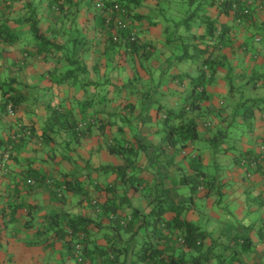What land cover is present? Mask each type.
<instances>
[{
    "label": "crops",
    "instance_id": "1",
    "mask_svg": "<svg viewBox=\"0 0 264 264\" xmlns=\"http://www.w3.org/2000/svg\"><path fill=\"white\" fill-rule=\"evenodd\" d=\"M87 17H81V22ZM251 30L253 28L247 25L239 39L242 42L250 40ZM163 31L162 25L160 28L151 26L147 36L154 40L161 39ZM18 36L16 44L0 43V85L9 86L6 82L8 78H17L13 86H27L24 88L29 95L27 103L18 109L17 115L24 116V120L21 123L11 121L14 126L11 131L25 124L34 127L35 132L32 130L31 135L26 136L28 142L24 144L19 159L11 162L8 173L3 170L5 164L0 166V264H52L55 253L62 260V255L67 252L62 243H58L55 250H45L40 239L36 240L37 231L47 225L45 215L49 212L76 214L85 210L84 205L78 204L79 197L72 192L67 194L64 202L59 203L51 201L48 186L28 187L22 176L26 165L22 163L29 160L33 169L46 174L54 182L74 178L92 185V180L95 185L116 184L122 193L127 194L129 186H124L122 191V182L117 174L102 169L105 165L121 163L120 157L108 149V144L116 138L134 142L137 156L129 173L134 172L136 175L133 178L139 176L141 180L138 181V191L132 188L128 192L126 213L130 212L131 207H139L143 213L149 214L155 204L165 207L188 205L181 212V218L198 225L206 235L205 247L211 248L204 256L203 264H264V160L255 167L250 165L264 142V80L260 79L257 87L252 82L248 83L252 75L264 74L262 55L253 56L245 50H238L232 56L233 74L236 77L230 81L223 71L208 87L211 99L202 104L200 111L202 121L199 131L202 138L188 141L186 146H173L167 139L173 127L163 124L159 106L178 110L189 100L184 90L191 89L192 84L191 79H187L186 87L182 90L174 80L164 83L161 72L167 66L170 53L164 50L161 42L156 52L145 60V66L153 74L149 75L139 67L140 81L158 86L151 88L148 98H144L141 93L129 89L140 87L141 82L137 80L128 84V90L125 89L123 93H117L110 86H102L92 92L70 86L68 82L63 87L53 86V81L41 74L35 55L25 54L20 62L23 66L21 70L18 65L21 49L26 41L31 40V36L24 29L18 32ZM259 46L261 44L255 42L253 49L257 51ZM103 51L104 45L96 41L90 51L92 60L88 61L89 69L99 64ZM239 56L242 60H239ZM250 56L255 59L251 60ZM178 62L175 61V64ZM130 71L125 74L132 77L133 72ZM174 73H188L191 77L198 75L194 67H177ZM94 75L95 72H92L89 82L98 80ZM125 83L119 81L120 85ZM2 94L0 89V101ZM159 94L165 97L160 98ZM90 99L92 103L87 106L85 103ZM134 101L136 106L131 108L129 103ZM59 103L64 106L61 111L63 119L69 117L71 121L78 120L79 127L83 129L92 123L90 134L73 137L70 131L56 124V133L52 131L53 138H50V143H45L42 136L45 123L51 110ZM218 107H221V113ZM235 127L238 132H233ZM234 133L239 135L234 137ZM231 138L236 140L238 146L230 144ZM65 150L70 153L66 154L63 152ZM196 159L210 175L217 176V181L210 195L205 193L203 185L194 195V201H191L190 186L179 181L183 175L197 172L194 169L196 163L192 162ZM86 174L91 180L84 179ZM91 191H95L94 187ZM15 199L29 205L35 204L37 210L32 211L37 213L36 218L27 215L24 212L27 210L10 216L9 205ZM205 200L207 205H211L208 202L211 200L218 208L212 210L209 206L205 207ZM178 212L177 209L168 210L164 217L172 219ZM145 229L148 232L146 239L151 238L149 228ZM98 240L105 243L102 238ZM140 243L134 238L131 240L134 247ZM133 257L134 253H131L128 264H131ZM68 264L75 262L68 260Z\"/></svg>",
    "mask_w": 264,
    "mask_h": 264
},
{
    "label": "trees",
    "instance_id": "2",
    "mask_svg": "<svg viewBox=\"0 0 264 264\" xmlns=\"http://www.w3.org/2000/svg\"><path fill=\"white\" fill-rule=\"evenodd\" d=\"M104 3L105 9L101 11L96 7V0H0V43L16 44L18 32L28 30L31 40L26 41V48L21 49L18 60L21 70L23 66L20 62L25 54H32L40 64L41 74L53 81V86L63 87L68 82L70 86L88 92L110 86L117 93H123L125 89L128 90V84L141 80L139 67L149 75L153 74L145 66V60L156 52L161 42L164 50L170 53L167 66L161 72L164 83L174 80L182 90L186 87L187 79H191L192 84L191 89L184 90L189 100L178 110L159 106L163 124L173 127L167 136L173 146H186L188 141L202 138L199 131L202 121L200 111L202 104L211 99L208 87L223 71L230 81L236 77L233 74L232 56L238 50L264 57V0H168L165 8L160 7L161 0H104ZM90 15L91 18H88ZM83 16L87 18L81 22ZM119 21L126 22V27H120ZM161 25L164 27L161 39L154 40L147 36L151 26L160 28ZM247 25L253 28L250 31L252 36L250 40L242 42L239 36ZM96 41L104 45V51L99 56V64L89 69L88 61L92 60L90 51ZM255 42L261 44L257 51L253 49ZM181 46L184 54H180ZM189 60L195 62L196 77L188 73H174L176 69L171 72L175 61ZM239 60L242 57L239 56ZM126 71L133 72V76L126 75ZM92 72L98 78L94 83L89 82ZM260 79L264 80V74H254L248 83L252 82L257 87ZM80 80L86 81L79 84ZM120 80L125 81V85H120ZM17 81V78H8L6 82L9 86L0 85L3 91L0 109L8 114L9 106H12V121L21 123L22 117L17 116L18 109L27 103L29 95L24 91L26 85L21 84L20 88L13 86ZM140 82V87L129 89L141 93L144 98H148L151 88L158 87L147 81ZM91 103L92 99L85 104L88 106ZM59 104L51 110L45 123L42 133L45 143L53 138L52 131L56 133V124L70 131L73 137L90 134L92 123L83 129L79 127L78 120L71 121L69 117L63 119L64 106ZM129 106L135 107L136 102L129 103ZM219 110L221 113V107H218ZM12 127L10 122L8 141L0 137V166L5 164V169L2 168L5 173L10 170L11 162L19 159L24 144L28 142L26 135L19 142L13 135L19 128L28 127L35 132L34 127L25 124L15 131H11ZM134 145L130 140L118 138L110 142L109 151L119 156L121 163L102 167L117 174L122 182V191L124 186H129L127 194L122 193L116 184L95 185L89 174L84 179L91 180L92 185L74 178L54 182L46 174L33 169L29 160L22 163L26 165L22 176L28 187L48 186L51 201L59 203L64 202L67 194L72 192L79 197L78 204L85 207L84 211L76 214L56 211L45 215L47 225L38 229L36 240L40 239L45 250H55L58 243H62L67 250L62 260L55 253L52 264H68V260L75 264H128L131 253H134L131 264H203V258L211 248L205 247L206 235L200 227L181 218V212L188 205L165 207L155 204L149 214L143 213L139 207H131L130 212H125L128 192L132 188L138 191V181L141 182L139 176L133 178L136 175L134 172L129 173L137 156ZM192 162L196 163L194 169L197 172L183 175L179 182L190 186V199L194 201V195L203 185L207 195L212 193L217 176L203 169L199 159ZM93 187L94 192L91 191ZM95 199L98 200L97 205L93 203ZM9 207L10 216L24 210H27L24 211L27 215L37 216L33 212L37 210L36 205H29L20 199H15ZM172 209L180 212L172 219L164 217L165 212ZM128 215L132 216L131 220L122 225L121 220ZM145 228H149L151 238L146 239L148 232ZM99 238L104 239L105 243H100ZM133 238L136 242L141 241L136 247L131 244ZM78 245H81L80 254L77 252ZM245 245L246 241L243 243Z\"/></svg>",
    "mask_w": 264,
    "mask_h": 264
},
{
    "label": "rangeland",
    "instance_id": "3",
    "mask_svg": "<svg viewBox=\"0 0 264 264\" xmlns=\"http://www.w3.org/2000/svg\"><path fill=\"white\" fill-rule=\"evenodd\" d=\"M168 3V0H161V3H160V7H163V8H165L166 7V4ZM164 38H167V36L166 35H164ZM164 40V39H163ZM180 54H184V48L181 46V50H180ZM194 67V69H196V65H195V62L194 61H192V60H189V61H179L174 67H172V69H171V72H172V70H174V69H176L177 67H180V68H183V69H187V67L190 69L191 67ZM158 97H160V98H163V97H165V96H161L160 94H159V96ZM162 101V100H161ZM0 107H2V105L0 104ZM14 114V113H13ZM12 117L14 118V115H12V114H10V113H8V114H6V113H4L1 109H0V120H1V125H0V137H1V139H6V137H7V129H9V125H10V122L12 121ZM22 119L24 120V116L22 117ZM233 132H238L237 131V129H236V127H235V129H234V131ZM239 134H237V135H235V133L233 134V136L234 137H236V136H238ZM235 139L234 138H231V139H229V142H230V144H232L233 146H238L237 144L238 143H235ZM63 152H65L66 154H69L70 153V151L69 150H65V151H63ZM211 205H207V203H206V200L204 201V206L205 207H210L212 210H214V209H217L218 208V206L217 205H215L214 203H212L211 202V200H209L208 201Z\"/></svg>",
    "mask_w": 264,
    "mask_h": 264
},
{
    "label": "built area",
    "instance_id": "4",
    "mask_svg": "<svg viewBox=\"0 0 264 264\" xmlns=\"http://www.w3.org/2000/svg\"><path fill=\"white\" fill-rule=\"evenodd\" d=\"M96 7L103 11L105 9V3H104V0H96ZM110 19V18H109ZM109 22V21H108ZM119 26L120 27H126V22H121L119 21ZM257 41H260V38H257ZM9 113L10 114H13L14 113V110L12 108V106H9ZM30 136L31 135V130L30 128H23V129H19L14 135H13V138L15 140H19L22 136ZM256 159L250 163V165L252 167H255L257 165V163L261 162L264 160V142L261 144L260 146V149H259V153L256 155L255 157ZM263 166H264V163H263ZM251 174H249L250 176ZM94 204H98V200H94L93 201ZM99 210V209H98ZM112 217L114 218L115 215H112ZM132 216L131 215H128L126 218L122 219L121 220V224L122 225H126L128 223L129 220H131ZM182 240V239H180ZM80 251H81V245H78L77 246V252L78 254H80Z\"/></svg>",
    "mask_w": 264,
    "mask_h": 264
}]
</instances>
